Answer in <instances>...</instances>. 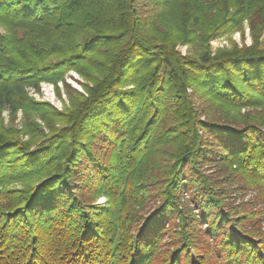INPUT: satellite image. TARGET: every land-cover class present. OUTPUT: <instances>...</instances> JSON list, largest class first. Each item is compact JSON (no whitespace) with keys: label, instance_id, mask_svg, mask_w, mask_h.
<instances>
[{"label":"trees","instance_id":"1","mask_svg":"<svg viewBox=\"0 0 264 264\" xmlns=\"http://www.w3.org/2000/svg\"><path fill=\"white\" fill-rule=\"evenodd\" d=\"M224 175L264 196V0H0V264H264Z\"/></svg>","mask_w":264,"mask_h":264},{"label":"rangeland","instance_id":"2","mask_svg":"<svg viewBox=\"0 0 264 264\" xmlns=\"http://www.w3.org/2000/svg\"><path fill=\"white\" fill-rule=\"evenodd\" d=\"M252 41L253 40L250 34V29L248 27V24L245 23L242 31L228 34L223 38L214 41L212 43V47L213 50L224 49V48L230 49L233 46H238V47H242L244 45L250 46L252 44ZM179 50L183 54H186L189 51L187 46H180ZM65 79L66 80L64 83L59 82L57 86L53 83L43 82L42 84H40L39 88L35 89L33 87H29L27 88L26 91L29 97L34 101L38 103L49 104L58 111H62L65 106H69L68 92L65 84L69 85L72 90H77L83 93L84 89L82 87V84L85 83V80L76 72H69L66 75ZM45 84H50L53 86L54 89L53 98L51 97L47 98L44 96L42 90ZM57 88L59 89V93ZM202 117L204 119L205 114L202 115ZM1 118L3 119L5 125L10 126V124H13L20 129V126L22 125L23 114L19 112L17 117L14 119V121H12L13 119L10 118L9 112L5 110L1 114ZM39 123L41 122L39 121ZM216 171H217V167H213V166H210L207 170L209 174H213V175L216 173ZM232 179H233L232 177L229 178V176L226 177V175L219 178L220 184L224 182L222 186H225L227 184V181L228 183H233L232 185L229 184V186L224 187L226 190L225 203L232 206L233 209H235V211L239 213V215L241 214L240 215L241 218H244L242 216H249L248 219L244 220L246 231H249L252 234H254L255 235L254 237L257 239L264 238V196L263 197L261 196L259 190L254 185H245V187H243L242 186L243 181L237 182L234 179L233 180ZM194 195L195 193L189 192V194H187L186 197L183 198L181 208H184L185 210L184 215L186 218H188L187 211L192 213L193 216L192 222L194 228L197 229L200 233H203V231L206 230V228L208 227V223L206 222L204 224V222L202 221L203 217L200 216V210L193 201V199L196 198V196ZM97 201L98 204H102L106 201V199L99 198ZM187 221H189V219ZM198 221L200 222V224H197ZM177 225H180V221H177ZM256 226L257 228L253 229L256 232L251 230L253 227ZM167 228L168 230H171L169 227ZM173 229H174L173 232L175 231L180 232V228L178 226L174 227ZM166 241H169V235L166 237ZM205 245H207V247H205L206 249L204 250L202 247L199 252L200 254H206L205 251L209 250V246L210 248H214L215 247L214 240L210 238L209 241L205 243Z\"/></svg>","mask_w":264,"mask_h":264},{"label":"built area","instance_id":"3","mask_svg":"<svg viewBox=\"0 0 264 264\" xmlns=\"http://www.w3.org/2000/svg\"><path fill=\"white\" fill-rule=\"evenodd\" d=\"M42 92L44 96L47 98H50V97L53 98L54 96V89H53V86L50 84H45Z\"/></svg>","mask_w":264,"mask_h":264}]
</instances>
